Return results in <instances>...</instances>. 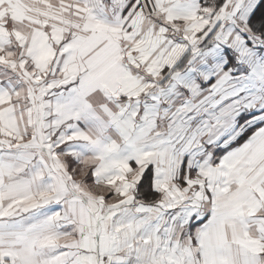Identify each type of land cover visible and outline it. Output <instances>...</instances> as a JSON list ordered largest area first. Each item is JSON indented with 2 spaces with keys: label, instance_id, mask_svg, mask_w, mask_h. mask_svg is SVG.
Wrapping results in <instances>:
<instances>
[{
  "label": "snow or ice",
  "instance_id": "snow-or-ice-1",
  "mask_svg": "<svg viewBox=\"0 0 264 264\" xmlns=\"http://www.w3.org/2000/svg\"><path fill=\"white\" fill-rule=\"evenodd\" d=\"M0 264H264V0H0Z\"/></svg>",
  "mask_w": 264,
  "mask_h": 264
}]
</instances>
